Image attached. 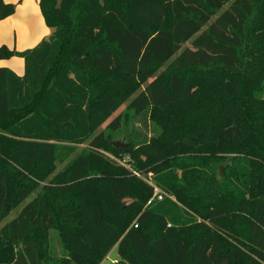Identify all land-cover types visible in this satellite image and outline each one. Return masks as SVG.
<instances>
[{"label":"trees","instance_id":"obj_1","mask_svg":"<svg viewBox=\"0 0 264 264\" xmlns=\"http://www.w3.org/2000/svg\"><path fill=\"white\" fill-rule=\"evenodd\" d=\"M38 6L49 36L0 44V60L23 59L22 75L0 67V264H50L52 229L80 264L114 246L117 264H264V114L250 86L264 79V0ZM14 10L0 0V19ZM195 94L212 113L113 147L123 113L145 122ZM149 171L160 200L135 176Z\"/></svg>","mask_w":264,"mask_h":264},{"label":"rangeland","instance_id":"obj_2","mask_svg":"<svg viewBox=\"0 0 264 264\" xmlns=\"http://www.w3.org/2000/svg\"><path fill=\"white\" fill-rule=\"evenodd\" d=\"M27 22H29V28L32 30L33 28H35V23L32 21L30 22L27 19ZM29 35H30V42L32 40V38L34 37V35L31 33V31L29 30ZM49 35H47L45 38H47ZM10 41H8V45L6 44L7 47L10 48H24V43L23 42H19L17 43V45L15 46L14 44V37L13 34L11 35L10 33V39H8ZM4 63L8 64L11 66V70H20V67L22 66V59L21 57H17V56H12V58L10 60H4ZM5 66V65H3ZM215 83L212 84V86L214 87ZM251 89L252 90V95L253 96H257L259 97L261 102L262 107L259 110V114H264V79H259L258 81H255L253 83L250 84ZM209 93L211 95H215L216 91L213 88L209 89ZM252 96V97H253ZM203 96L202 94H195L193 95V97L190 100V103H187L185 105L179 106V107H175L172 108L171 110L165 112V113H160V112H149V119L146 120L144 122L143 117L141 116H133V114H131V112H129L126 116L125 113H123L122 115V119L120 122V128L116 131L112 133V140H121L124 142H129V138H133V136H136L133 138V140L135 141L136 139L140 138L141 135L145 136V134L148 136L152 135V132L154 131V123L156 125H159L158 127H155V133L157 131L160 132L162 131V125L166 122V121H174L177 123H180L182 121H187V120H191L196 116H200L205 111H208L207 113H212V108H214V102L213 101H208L207 103H203L202 101ZM127 103V101H126ZM152 112V113H151ZM131 115V116H130ZM203 122V121H202ZM204 123V122H203ZM206 124V123H205ZM214 124L212 123V119L210 118V122L207 125L203 124V127L211 130V125ZM262 125V131H264V121H262L261 123ZM154 126V127H153ZM159 128V129H158ZM140 134V135H139ZM84 144H80L78 146H75L74 151L71 154V157L75 156L76 154H78L82 148L84 147ZM203 149V148H202ZM103 155L105 158L110 159L112 161H114L116 164L119 165H123V162L125 160V156L123 154H119L118 152H114V153H110L108 151H102ZM205 153V152H203ZM234 154L232 153H224L223 154V160H222V164L219 165V170L223 171L224 169V164L225 163H232V158H233ZM59 166L61 167V165L59 164ZM234 175V174H233ZM135 176L141 180H143L144 182H146L148 185H152V186H156L154 181L151 179L152 177V173L146 172V173H138L135 174ZM235 176V175H234ZM262 176V177H261ZM260 178L261 180H264V175H261ZM157 187V186H156ZM262 188H264V186H262ZM160 189V188H159ZM160 194L163 196L164 192L161 190ZM153 196L150 197L149 200L153 199ZM15 214V210H13L10 215L7 217V219L11 218L13 215ZM48 251L50 254V264H80L78 262H76L75 260L72 259V257L70 258L69 254H68V250L64 249L61 240H60V236L59 233L56 229H52L49 231V235H48ZM117 251L115 246L109 251V253L106 255V257L103 259L102 262H104L105 264H117ZM116 260V262H115Z\"/></svg>","mask_w":264,"mask_h":264},{"label":"crops","instance_id":"obj_3","mask_svg":"<svg viewBox=\"0 0 264 264\" xmlns=\"http://www.w3.org/2000/svg\"><path fill=\"white\" fill-rule=\"evenodd\" d=\"M6 3H13L15 5V10L13 14L0 19V44H7L8 39H10V33L13 34L14 44L17 45L18 41L24 43V48H11L16 51H22L24 49H29L35 46L39 41L44 39L47 35L50 34L51 30L48 26H46L44 19L40 13L38 1L39 0H3ZM35 23V28L32 30L29 28V22ZM29 30L34 35L31 42L29 40ZM10 48V47H9ZM12 57L8 59L0 60V67L5 65L10 69L11 66L4 63V60H10ZM22 59V58H21ZM16 74H23V59L22 66L20 70H13Z\"/></svg>","mask_w":264,"mask_h":264},{"label":"built area","instance_id":"obj_4","mask_svg":"<svg viewBox=\"0 0 264 264\" xmlns=\"http://www.w3.org/2000/svg\"><path fill=\"white\" fill-rule=\"evenodd\" d=\"M124 161H122L123 162V165H125ZM152 187H153V194H152L153 197L152 198L155 197L156 199L160 200L161 197H162V195L160 194L161 190L158 187H156V186H152ZM115 262H116V260H115Z\"/></svg>","mask_w":264,"mask_h":264},{"label":"water","instance_id":"obj_5","mask_svg":"<svg viewBox=\"0 0 264 264\" xmlns=\"http://www.w3.org/2000/svg\"><path fill=\"white\" fill-rule=\"evenodd\" d=\"M112 145H113V147L120 148V147H126L128 144L121 141V140H113Z\"/></svg>","mask_w":264,"mask_h":264}]
</instances>
